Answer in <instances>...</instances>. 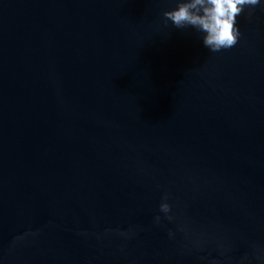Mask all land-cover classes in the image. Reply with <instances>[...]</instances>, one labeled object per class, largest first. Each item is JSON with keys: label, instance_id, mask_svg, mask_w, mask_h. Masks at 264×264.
Returning <instances> with one entry per match:
<instances>
[{"label": "water", "instance_id": "obj_1", "mask_svg": "<svg viewBox=\"0 0 264 264\" xmlns=\"http://www.w3.org/2000/svg\"><path fill=\"white\" fill-rule=\"evenodd\" d=\"M176 6L0 0V264H264V8Z\"/></svg>", "mask_w": 264, "mask_h": 264}, {"label": "clouds", "instance_id": "obj_2", "mask_svg": "<svg viewBox=\"0 0 264 264\" xmlns=\"http://www.w3.org/2000/svg\"><path fill=\"white\" fill-rule=\"evenodd\" d=\"M260 6L261 0H177V6L163 12L164 24L180 28H194L203 34V44L211 52H220L222 49L234 47L241 36L237 26V17L250 9L247 16L252 15L251 9ZM159 206L160 211L167 219L173 217L168 215L171 212V205L167 203L168 195L162 198ZM158 223L160 217L157 216Z\"/></svg>", "mask_w": 264, "mask_h": 264}]
</instances>
